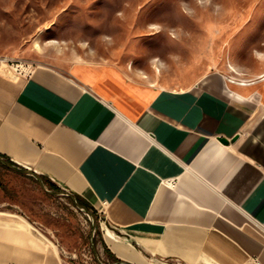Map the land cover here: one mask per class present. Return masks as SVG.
I'll return each mask as SVG.
<instances>
[{"label": "crops", "instance_id": "crops-1", "mask_svg": "<svg viewBox=\"0 0 264 264\" xmlns=\"http://www.w3.org/2000/svg\"><path fill=\"white\" fill-rule=\"evenodd\" d=\"M0 155L95 207L118 259L264 264V74L173 86L81 61L0 68ZM0 264L63 261L0 211Z\"/></svg>", "mask_w": 264, "mask_h": 264}, {"label": "rangeland", "instance_id": "rangeland-1", "mask_svg": "<svg viewBox=\"0 0 264 264\" xmlns=\"http://www.w3.org/2000/svg\"><path fill=\"white\" fill-rule=\"evenodd\" d=\"M75 61L173 86L211 68L255 78L264 74V0H0L2 70ZM46 187L0 163L2 213L29 220L59 247L63 264H102L94 250L116 260L97 209L88 213L53 191L64 188Z\"/></svg>", "mask_w": 264, "mask_h": 264}, {"label": "water", "instance_id": "water-1", "mask_svg": "<svg viewBox=\"0 0 264 264\" xmlns=\"http://www.w3.org/2000/svg\"><path fill=\"white\" fill-rule=\"evenodd\" d=\"M221 140H222L223 142H226L227 139H225L224 137H221ZM0 163L3 164L4 166L8 167V168H11V169H13V170L18 171V172H21V173H27V174H31V175H33V176L37 179L38 183L40 184V186H41L42 188H44V189H46V190H48V191H51V190L47 189L46 184H45L43 178H42L39 174H37V173H35L34 171H32L31 169H29V168H27V167H23V166H21V165H18V164H16V163H12V162H10L8 159H6L5 157H3V156H1V155H0ZM53 191H55V192L57 191V192H63V193H66L67 195L70 196V198L72 199V201L74 202V204H75L77 207H79L80 209H82V210H84V211H86V212H88V213L90 212L89 208H88L86 205L81 204V203H79V202L77 201L75 195H74L72 192L67 191V190H64V189H63V190H62V189H58V190H53ZM95 225H96V223H95V221L93 220V222H92V227H91V231H90V236H92V235L94 234ZM94 255H95L96 259H97L100 263H102V264H133L132 262H130V261H128V260H125V259H116V260H114V261H112V262H104V261H101V260L99 259V257H98V253H97L95 250H94Z\"/></svg>", "mask_w": 264, "mask_h": 264}, {"label": "trees", "instance_id": "trees-1", "mask_svg": "<svg viewBox=\"0 0 264 264\" xmlns=\"http://www.w3.org/2000/svg\"><path fill=\"white\" fill-rule=\"evenodd\" d=\"M2 156V155H1ZM6 159H8L10 162L12 163H15L13 162L12 160H10L9 158L5 157ZM44 182L46 184H48L50 187H54V188H59L55 183H53L52 181H49L47 179H45L44 177H42ZM77 199V201L81 204H84L86 205L87 207H92L85 199H83L82 197H80L77 193H73ZM106 252L107 254L112 257L113 259H118V257L116 255H114V253H112L109 248L106 246Z\"/></svg>", "mask_w": 264, "mask_h": 264}, {"label": "built area", "instance_id": "built-area-1", "mask_svg": "<svg viewBox=\"0 0 264 264\" xmlns=\"http://www.w3.org/2000/svg\"><path fill=\"white\" fill-rule=\"evenodd\" d=\"M31 71V69H29L26 73H29Z\"/></svg>", "mask_w": 264, "mask_h": 264}, {"label": "bare ground", "instance_id": "bare-ground-1", "mask_svg": "<svg viewBox=\"0 0 264 264\" xmlns=\"http://www.w3.org/2000/svg\"><path fill=\"white\" fill-rule=\"evenodd\" d=\"M120 251V250H119ZM121 252V251H120Z\"/></svg>", "mask_w": 264, "mask_h": 264}]
</instances>
